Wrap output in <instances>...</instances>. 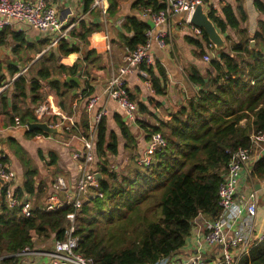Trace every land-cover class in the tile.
Wrapping results in <instances>:
<instances>
[{
  "label": "trees",
  "instance_id": "16d2710c",
  "mask_svg": "<svg viewBox=\"0 0 264 264\" xmlns=\"http://www.w3.org/2000/svg\"><path fill=\"white\" fill-rule=\"evenodd\" d=\"M93 1L82 0L84 11ZM108 3L106 15L113 16L117 4L114 0H108ZM254 4L264 14V4L259 0ZM161 6L160 0H135L132 3L133 8L141 9L151 7L156 10ZM221 13L217 15L211 9L209 18L222 34H226L227 46L216 51L204 74L194 65L187 68L188 80L197 87V93L172 115L169 122L151 127L148 138L151 133L160 132L166 145L155 150L149 165L137 163L136 158L140 155L135 154V136L123 118L115 114L113 119L124 140L123 148L129 152V160L121 171L113 170L107 153L117 155V135L114 131L107 132L105 117L97 123L92 151L101 177L97 180L96 191L92 192L98 191L101 196L94 195L82 204L75 214L72 232L77 238L75 251L91 259V264H155L162 257L175 255L184 246L197 216L213 220L220 213L217 191L231 154L239 147H248L251 134L264 132V19H258L255 31L249 34L242 26L247 21L242 6L233 9L225 5ZM121 26L123 32L118 38L128 50L145 42V30L149 27L146 22L128 16ZM99 29L98 24L78 21L50 50L49 56L42 55L37 60L39 68L34 76L29 79L19 75L12 81L10 124H15V118L20 125L35 122L33 109L43 101L42 83L55 92L61 108L71 105L74 97L71 92L79 89V85L66 77L81 78L85 75L81 70L88 63L100 66L97 63L99 54L86 47L80 49V44L85 45L88 36ZM128 33L131 36H127ZM202 35L208 43L203 30ZM9 38L13 42V52L30 46L23 32L13 31L10 27L0 31V46L8 43ZM74 52H80L81 58L73 65L57 63L59 56ZM203 55L201 49L197 57ZM46 61L52 65H46ZM154 67L158 75L154 74L151 65H141L150 76L153 90L161 94L160 80L165 77L164 71L158 64ZM1 71L0 63V86L5 83ZM8 71L13 76L18 69L9 65ZM93 92L92 80L83 79L81 97L87 99ZM4 99L0 95L3 105ZM138 110L148 113L142 103L138 104ZM87 118L82 113L74 126L64 129L65 136L87 137ZM139 124L145 127L144 122L139 121ZM25 131L27 137L48 136L38 129L25 128ZM11 142L23 168L21 185L12 189V196L19 203L25 194L40 192L41 185L35 184L36 166L13 139ZM48 155V163L54 164L55 153L50 151ZM249 177L254 182L264 180V153L251 167ZM6 189L7 186L0 187V262L21 264L23 254L20 253L25 248L33 249L37 243L64 238L70 224L66 216L73 210L71 205L52 210L34 206L27 217L21 213L18 203L8 204ZM238 264H264V239L253 244Z\"/></svg>",
  "mask_w": 264,
  "mask_h": 264
},
{
  "label": "crops",
  "instance_id": "0c3cea01",
  "mask_svg": "<svg viewBox=\"0 0 264 264\" xmlns=\"http://www.w3.org/2000/svg\"><path fill=\"white\" fill-rule=\"evenodd\" d=\"M135 0H114L116 2V13L113 16H108L106 13L103 15L98 9L90 8L84 11L82 0H54L53 4L57 7L58 14L61 19L66 23L67 21L75 20L77 23L80 20L86 21V23H93L100 25L98 31L93 32L87 38L85 45L80 44V49L85 47L90 50H94L101 57L98 60L100 66L94 64H85L81 73H85L80 79L83 84V79L87 78L92 80L94 87L93 96L97 97V104L95 108L88 112L86 109V99L80 95V88L71 92L73 100L71 105H67L66 108H61L59 105V99L55 92L49 88L47 84L41 86V93H44L43 101L54 105L59 109L62 114L67 118H70L74 122H78L82 116V113L87 115L89 127L93 126L94 114L99 108L106 110V125L107 132L114 131L117 135L118 141V153L112 155L107 153V160L110 167L117 171L124 169L128 164L129 152L123 148L124 140L120 134L119 128L113 119L115 114H118L123 118L128 125L131 133L135 136L136 149L135 154L141 155L148 145V135L152 130L151 127H157L161 122H169L172 115L183 105H185L191 98L197 93V87L191 84L187 77V68L194 65L198 70L204 74L206 70H209L208 62L202 58L197 57V53L201 49L204 51V55L208 53L207 44L203 35H196L193 32L192 23H186L185 14L173 15L167 23V30L169 32L168 43L165 48H159L157 45L152 44L149 52L153 57V64L151 65L155 75H158L155 65L162 67L164 71V79L160 80V86L163 88V92L158 94L151 86L149 74L141 68V64L132 73L126 76V87L129 91V95L132 100L137 104L142 103L148 113H140L138 108L134 121H127L122 114V111L118 108L117 104L108 96L105 87L108 80L117 72V69L122 64V59L128 49L119 40V34H122V22L128 16H136L140 20L146 22L149 26L152 24L149 17H145L141 14V8H133L132 3ZM160 0V4H161ZM264 4V0H259ZM255 0H204L202 5L203 11L208 15L210 10H214L217 15H222L221 8L225 5H230L233 9L237 5L243 7L247 21L242 25L246 27L249 34H252L256 29V22L258 19H264V14H261L254 4ZM109 6L107 0V7ZM107 11V10H106ZM213 23V22H212ZM214 24V23H213ZM76 25V24H75ZM215 26V24H214ZM10 27L13 31H21L25 34V40L28 46H24L20 51H27L28 57L23 59L19 57V51L16 53L12 51L13 42L9 38L8 43L0 46V63L2 66V77L6 83L11 82L19 75H25L24 68L29 69L31 64L35 60H30L29 57H33L37 54V59L45 50L41 51V48L47 45L51 37L50 32L47 36L41 37L36 33L33 34L32 29L24 23L14 22ZM216 27V26H215ZM220 33L224 39L225 46L227 42L225 40V33ZM38 31V30H37ZM229 34L233 35L231 30H228ZM98 36V37H95ZM131 36V34H127ZM196 41L200 45L196 44ZM212 43V42H210ZM213 44V43H212ZM214 45V44H213ZM221 48V49H224ZM41 51L37 53V51ZM216 49L212 51V58L215 56ZM12 51V52H11ZM33 51V53H32ZM41 53V54H40ZM21 54V53H20ZM203 55V56H204ZM81 58V53H71L67 56H59L58 63H62L67 66H71L74 62ZM211 58V59H212ZM155 64V65H154ZM9 65L18 69V72L13 76L8 71ZM145 65V64H144ZM148 67V66H147ZM13 86H9L0 93L4 96V105L0 101V145L8 157V166L14 170L16 177L12 182L11 189L19 187L22 183L23 168L21 163L15 154L11 139L15 141L26 153L25 156L29 157L33 165L37 168V175L35 176L36 186L41 185L40 192L28 196L32 207L39 206L44 207L49 194L52 192V185L57 177H64L69 185V190L60 191L58 197L61 201H65L69 195V192L75 183L79 172V161L73 158V152L80 150L83 146V140L76 136L66 137L65 133L59 132L55 134L43 135L41 138L35 136L27 137L25 135V128L21 125L10 124L9 112L12 102ZM40 102V103H41ZM29 107L31 105H28ZM25 106L23 105L22 108ZM62 118L58 115L47 116L46 121H58ZM144 122L145 127L142 128L139 124ZM43 132V131H42ZM44 133V132H43ZM47 134V133H46ZM41 135V134H39ZM54 152V158L56 162L49 164L48 152ZM113 160L116 165L110 164ZM137 160V158H136ZM92 168L97 172L96 165L93 163ZM256 192L257 195V211L255 216L254 227L251 229L249 226V218L246 212L240 216L235 225L229 232V239L237 238L236 232L243 237L244 235H250L255 238L264 234V180L257 182L251 181L250 177L246 174L242 175L237 186V193L247 196L250 192ZM210 219L199 215L193 220V225L190 234L185 240L184 246L173 256V259H187L195 253V242L198 234L206 232L205 224ZM235 246L231 248V252L234 256L238 255L245 248L247 251L251 247L250 244H242V240H238ZM53 239L48 240L45 243H37L36 247L32 250L35 251H51L53 249ZM49 248V249H48ZM204 257L209 259H218L221 257L219 247L210 246L206 247L204 251ZM50 258L45 254L26 253L23 254V260L21 264H48ZM0 264H2L0 262Z\"/></svg>",
  "mask_w": 264,
  "mask_h": 264
},
{
  "label": "built area",
  "instance_id": "2783aa9c",
  "mask_svg": "<svg viewBox=\"0 0 264 264\" xmlns=\"http://www.w3.org/2000/svg\"><path fill=\"white\" fill-rule=\"evenodd\" d=\"M54 0H0V31L13 24L20 22L28 27L38 30L50 32L51 37L45 47V51L53 49L58 41L67 35L68 31L75 26L76 22H64L60 18L57 7L53 4ZM204 0H162L161 7L154 10L151 7L141 9V14L149 17L151 25L145 30V42L138 45L134 50H128L122 59V64L117 69V72L108 80L105 90L108 96L117 104L122 111L123 117L127 121H134L137 112V104L131 100L129 91L126 87V76L132 73L141 64L150 66L153 64V57L149 52L152 44L159 48H165L168 43L169 32L167 23L169 19L176 14H185L186 23L189 21L190 15L197 6L203 5ZM91 8L98 9L103 15L107 10V0H94ZM193 32L196 35L202 34V29L192 25ZM208 53L203 56V60L208 62L212 58L214 45L207 44ZM211 53H210V52ZM24 68L23 71H25ZM14 80V79H13ZM12 80V81H13ZM5 83L0 86V93L4 91L9 84ZM98 98L91 96L86 99V109L91 112ZM58 115L62 120L46 121L47 116ZM106 115L104 108H99L94 114L93 126L89 127L88 136H77L83 140V146L80 150L73 152V158L79 161L78 177L73 183L67 199L63 202L58 197L60 191L69 190V185L64 177H57L52 185V192L49 194L44 208L46 210L56 209L60 206L71 205L72 212L67 214V219L70 224L65 231V236L61 240H55L51 251H35L25 248L20 254H45L48 255L50 261L48 264H91V259L85 258L75 251L77 247V238L72 235L74 230V218L76 212L82 204L92 196H101L97 189V173L92 165L95 161L93 155V138L95 135L96 125L102 117ZM35 122H45L48 126L58 129L64 133V129H69L74 126V121L67 118V122L63 121L66 117L62 112L53 107L50 103H38L33 109ZM15 124L18 123V118H15ZM27 128V125H21ZM73 136V135H72ZM36 138H41L43 135H35ZM251 144L248 147H239L234 151L225 167L223 179L217 191L218 205L220 213L217 218L209 220L205 224L206 232L198 234L195 242V253L187 259H173L171 256L162 257L155 264H238L240 257L247 253L244 248L238 255L234 256L231 248L236 245L237 239L242 240V244H253L264 239V234L252 238L250 235L241 237L236 232L237 238L229 239V232L235 225L237 220L246 212L249 218V226L254 227L255 216L257 211V195L256 192H250L247 196L237 193V186L242 175L246 174L249 177L251 167L261 158L264 153V132L250 135ZM166 145V140L160 132L151 133L147 148L137 158L139 165L147 166L152 160V155L155 150ZM6 153L0 145V178L3 180V185L7 186L6 200L10 206L17 204V200L12 196L11 185L16 177L6 161ZM21 208V213L24 216H30L33 210L28 196L22 197L18 203ZM217 246L221 253L218 259L207 260L204 257L206 247Z\"/></svg>",
  "mask_w": 264,
  "mask_h": 264
},
{
  "label": "water",
  "instance_id": "95a60500",
  "mask_svg": "<svg viewBox=\"0 0 264 264\" xmlns=\"http://www.w3.org/2000/svg\"><path fill=\"white\" fill-rule=\"evenodd\" d=\"M190 23L194 26L201 28L205 34L207 35L210 42H212L216 49L224 48L225 42L224 39L221 37L220 33L217 31L216 27L208 17V15L203 11L202 6L199 5L196 9L192 12L189 18ZM253 42L251 41V45L253 46ZM66 80L75 81L78 85L80 90L82 89V83L77 76H67ZM28 130L38 129L43 131L47 134H55L61 132L58 129L52 128L48 126L45 122H31L27 123ZM96 179L98 180L101 175L99 172L95 174ZM0 184L3 185V180L0 178Z\"/></svg>",
  "mask_w": 264,
  "mask_h": 264
},
{
  "label": "rangeland",
  "instance_id": "374dc122",
  "mask_svg": "<svg viewBox=\"0 0 264 264\" xmlns=\"http://www.w3.org/2000/svg\"><path fill=\"white\" fill-rule=\"evenodd\" d=\"M32 33L33 34H37V35H40L41 37H45V36H47L48 35V33L49 32H47V31H37V30H34V31H32ZM46 47V46H45ZM44 46L41 48V51L45 48ZM40 51V52H41ZM12 52V51H11ZM50 52L51 51H45V52H42V54L39 56V58L42 56V55H44V57H47V56H49V54H50ZM14 53V52H13ZM21 53V54H20ZM32 53H33V51H32ZM28 55H29V53L27 52V51H19V57H21V58H23V59H25V58H27L28 57ZM38 58V59H39ZM37 54H34L33 55V57L31 56V57H29V61L30 60H35L32 64H31V66H30V68L29 69H27V70H25V76H26V78H31L32 76H34V74H35V72H36V69H38L39 68V64H37ZM47 62V61H46ZM57 63H58V60H57ZM46 65H52V62H47V63H45ZM5 83H6V81H5ZM4 83V84H5ZM9 86V85H8ZM42 86H45V84H43L42 83ZM40 94H41V96L42 97H44V93H41V91H40ZM25 106H26V104H25ZM110 164H113V165H116V163H114L113 162V160L111 161V163ZM117 166V165H116ZM118 171H121V170H118Z\"/></svg>",
  "mask_w": 264,
  "mask_h": 264
},
{
  "label": "bare ground",
  "instance_id": "6f19581e",
  "mask_svg": "<svg viewBox=\"0 0 264 264\" xmlns=\"http://www.w3.org/2000/svg\"><path fill=\"white\" fill-rule=\"evenodd\" d=\"M95 37H98V36H95ZM53 107H55V106L53 105Z\"/></svg>",
  "mask_w": 264,
  "mask_h": 264
}]
</instances>
